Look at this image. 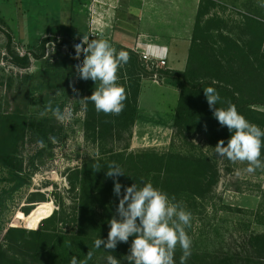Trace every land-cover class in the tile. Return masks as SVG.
Returning <instances> with one entry per match:
<instances>
[{"label": "trees", "instance_id": "1", "mask_svg": "<svg viewBox=\"0 0 264 264\" xmlns=\"http://www.w3.org/2000/svg\"><path fill=\"white\" fill-rule=\"evenodd\" d=\"M200 4L201 1L183 70L148 68L138 52L114 44L117 51L125 50L130 56L128 63L117 73V83L126 90L125 108L118 116L97 113L91 102L84 108L83 137L96 149V154L84 158L68 174L70 187L76 190L72 213L76 228L71 234L61 231L59 224L63 222L62 206L42 218L36 228L10 226L5 232L6 246L0 245V264L19 263L18 256L10 252L14 247L21 249L22 264H69L73 256L84 260L89 250L94 253V241L109 227L108 222L116 215L119 203V198L113 193V178L106 176L107 166L111 162L118 164L124 171L125 175L116 178L122 185L131 186L136 182L138 187H142L143 183L151 182L155 188L167 193L169 198L175 196L176 200L182 197L196 199L213 189L218 171L212 159L204 152L187 154L173 150H129L133 126L140 117L138 96L141 82L153 78L154 73L157 80L179 89L171 119L174 136L187 139L198 135L210 149H214L221 139L227 145L232 133L213 117L204 95V88L209 86L215 87L224 101L218 103L217 107L226 108V102L231 101L249 122L264 129V109L255 108L257 105L264 107V25L249 18L251 20H248L247 27L250 37L243 45L221 34L225 44L216 50L209 45L200 29ZM48 33L49 36L40 38L36 50L24 54H18L12 49L11 37L7 36L8 56L4 58L15 66L26 68L30 66L32 57H44L45 44L50 41L71 43L73 49L75 44L80 43L79 39L71 38L65 24L51 27ZM57 35L59 38H56ZM81 56L83 58V54ZM70 66L69 60L62 64L46 60L44 70L36 73L23 90L20 103L11 111L0 110V165L6 169L9 180L15 186L26 183L20 150L27 132L35 133L44 142L49 141V136L54 133L55 118L51 113L42 118L39 113L49 100H53L54 89L63 85L65 79L61 80V77L66 75ZM213 81L216 83L213 84ZM99 83L80 79L76 87L83 90L84 97H87L92 95ZM38 88L43 89L40 95L44 103L31 108V104L35 103L27 100V91L34 92ZM52 103L54 107L59 105L61 108V104ZM260 159H264V147ZM96 164L101 166L99 171L93 170ZM96 183L100 189L97 193L92 188ZM123 191L122 188V194ZM28 202L30 204L22 208L24 214L20 212L15 217L14 225L20 224V216L27 217L31 213L35 202L38 205L51 204L39 193L31 194ZM100 249L98 252L105 258L100 264H107L106 257L114 254L103 247ZM243 252L245 255L240 259L228 254L215 256L212 264H264V231L248 234Z\"/></svg>", "mask_w": 264, "mask_h": 264}, {"label": "rangeland", "instance_id": "2", "mask_svg": "<svg viewBox=\"0 0 264 264\" xmlns=\"http://www.w3.org/2000/svg\"><path fill=\"white\" fill-rule=\"evenodd\" d=\"M93 1L98 3L93 9L94 15L99 18L112 7L103 1ZM130 1L129 4L132 6L130 13L134 14L140 0ZM199 1L202 9L199 16L200 29L208 39L209 45L216 50L225 44L222 35L233 38L243 45L250 37L248 20H257L264 25V7L260 6L264 0ZM185 2L190 3L193 0H183L184 4ZM192 7L190 4V8ZM86 15L89 16L90 11L83 12L77 0H0V52L3 54L0 59V110L11 111L20 103L23 90L36 73L44 70L46 60L53 64H62L69 60L72 66L67 68L66 77H61V80L65 79L63 85L56 87L52 95V102L61 104L62 112L67 110L71 113V119L64 123L54 119V133L50 136H55L58 143L53 144L49 139L45 142L46 147L40 148L37 144L40 137L31 131L27 132L20 150L26 180L21 186H15L9 180L6 169L0 165V245L4 247L8 227L36 228L42 218L49 216L61 206L63 207V222L59 224L61 231L69 234L73 232L76 228L72 217L76 190L71 189L68 174L74 167L79 166L84 158L96 154V149L83 137L84 106L80 98L84 97V93L76 87L80 79L74 67L83 61L82 56L79 61L73 59L75 49L71 43L58 44L57 41H50L45 44L42 59L32 57L29 67H18L4 58L8 56L7 36L11 37L12 49L18 54H24L29 50H36L40 38L49 36L48 30L51 27L65 24L70 27L71 38L79 39L80 42L83 36L89 37V40L107 39L115 47V43L105 34L91 37L85 30V35H78L79 31H76V28L84 29ZM170 57H174V54ZM161 67L167 68L166 64ZM73 81L79 90L78 96L69 86ZM41 90L43 89L27 91V100L35 103L31 104V108L44 103L43 96L40 95ZM57 92L59 95H56ZM178 96L179 92L172 86L156 85L150 80L142 82L139 111L151 118L143 120L140 116L137 119L142 120L140 124L133 126L129 150L152 149L157 152L173 150L187 154L198 152L207 154L218 171L213 189L196 199L182 197L176 200L182 202L192 215L191 227L186 229L192 240V254L186 264H212L215 256L224 254L240 259L245 255L243 245L246 236L264 231V170L258 169L251 174L242 172L237 176L235 170L244 169L247 166L246 162L233 163L227 158L219 157L198 135L187 139L174 136L170 119ZM255 108L264 109L259 105ZM145 121H156L163 126L152 128L147 126ZM92 186L95 193L100 191L97 183ZM33 193L42 194L45 201L51 204L38 205L39 201L35 202L29 217L20 216L18 218L20 224L14 225L15 217L20 212L24 214L22 208L30 204L29 197ZM109 230L108 227L105 233H100V238L107 239ZM132 239L134 237H130L128 243L121 245L119 243L115 251H108L113 253L121 264H127L125 256L128 254ZM99 250L101 249L94 251L90 264H100L105 259ZM20 251L21 249L17 247L10 249V252L20 259L16 264H22ZM181 255L182 251L177 247L174 256L176 264H180Z\"/></svg>", "mask_w": 264, "mask_h": 264}, {"label": "clouds", "instance_id": "3", "mask_svg": "<svg viewBox=\"0 0 264 264\" xmlns=\"http://www.w3.org/2000/svg\"><path fill=\"white\" fill-rule=\"evenodd\" d=\"M260 6L264 7V3ZM74 49L73 59L79 61L83 54V61L74 66L77 77L85 81L100 82L91 96L80 98L81 104L86 109L91 102L97 113L120 115L125 108L124 101L127 96L125 88L117 83V73L128 63L129 53L125 50L117 51L107 39L89 40L86 36L74 45ZM74 83L71 82L69 86L78 96L79 90ZM204 95L213 117L232 133L226 146L223 139L218 141L214 147L215 154L233 163L246 162L244 169L235 170L237 176L242 172L251 174L258 169L264 170V161L260 159L261 149L264 147V129L249 122L231 101L226 102V108L217 107L218 103L224 101L215 87H205ZM49 113L60 123L71 119L70 112H62L59 105L54 107L51 100L39 115L43 118ZM49 139L53 144L58 143L55 136H49ZM37 144L40 148L46 147L42 139L37 140ZM100 169L99 164L93 167L94 171ZM107 169L106 176L113 178V193L119 198V203L116 215L108 222L110 230L107 239H95L94 248L103 247L106 251L113 252L119 243H128L129 238L134 237L125 256L127 264H176L174 256L177 247L182 251L180 264H186L192 254V240L186 231L191 227L192 215L183 203L176 202L175 196L169 198L167 193L155 188L151 182L143 183L142 187H138L136 182L131 186L122 185L116 178L125 174L115 162L109 163ZM93 254L89 250L84 260L73 256L69 264H88ZM106 260L107 264H121L114 255H108Z\"/></svg>", "mask_w": 264, "mask_h": 264}, {"label": "crops", "instance_id": "4", "mask_svg": "<svg viewBox=\"0 0 264 264\" xmlns=\"http://www.w3.org/2000/svg\"><path fill=\"white\" fill-rule=\"evenodd\" d=\"M77 1L83 8V12L90 11V17L86 15L84 29L76 28V31H79L78 35H85V30L89 34L90 26L96 27L100 29L101 35H107L115 44L129 47L136 52H146L155 58H164L167 68L176 70L185 68L199 0L185 2V4L183 0H140L134 14L130 13L132 7L129 4L130 0H95L112 6L102 18L94 15L93 6L95 7L98 3L93 0ZM70 33L72 34L71 30ZM171 54H174V57L169 58ZM144 80H150L156 85L172 86L179 92V89L171 84L153 79H143L142 82ZM138 110H140L139 96ZM139 116H142L143 120L151 118L141 114L140 111ZM141 120H137L135 125ZM145 122L152 128L163 126L156 121Z\"/></svg>", "mask_w": 264, "mask_h": 264}, {"label": "built area", "instance_id": "5", "mask_svg": "<svg viewBox=\"0 0 264 264\" xmlns=\"http://www.w3.org/2000/svg\"><path fill=\"white\" fill-rule=\"evenodd\" d=\"M100 32H101L100 29L90 26L89 36H91V37L98 36L100 34ZM138 54L144 60V62L148 66V68H157V67H161L162 65L166 64L164 58H155L146 52H138ZM153 80L158 81L156 73L153 74Z\"/></svg>", "mask_w": 264, "mask_h": 264}, {"label": "water", "instance_id": "6", "mask_svg": "<svg viewBox=\"0 0 264 264\" xmlns=\"http://www.w3.org/2000/svg\"><path fill=\"white\" fill-rule=\"evenodd\" d=\"M2 55H3V54L0 52V59L2 58Z\"/></svg>", "mask_w": 264, "mask_h": 264}]
</instances>
